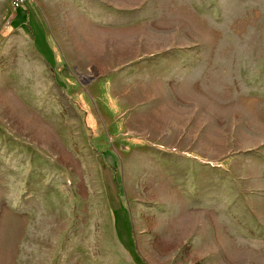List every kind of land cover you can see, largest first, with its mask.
<instances>
[{"label":"rangeland","instance_id":"rangeland-1","mask_svg":"<svg viewBox=\"0 0 264 264\" xmlns=\"http://www.w3.org/2000/svg\"><path fill=\"white\" fill-rule=\"evenodd\" d=\"M0 264H264V0H0Z\"/></svg>","mask_w":264,"mask_h":264},{"label":"built area","instance_id":"built-area-1","mask_svg":"<svg viewBox=\"0 0 264 264\" xmlns=\"http://www.w3.org/2000/svg\"><path fill=\"white\" fill-rule=\"evenodd\" d=\"M26 0H8L10 8L15 11L25 2Z\"/></svg>","mask_w":264,"mask_h":264}]
</instances>
